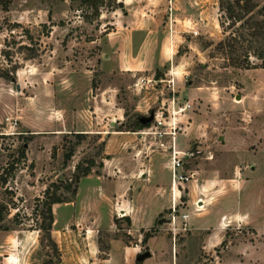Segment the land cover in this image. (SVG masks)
Masks as SVG:
<instances>
[{
	"label": "rangeland",
	"instance_id": "1",
	"mask_svg": "<svg viewBox=\"0 0 264 264\" xmlns=\"http://www.w3.org/2000/svg\"><path fill=\"white\" fill-rule=\"evenodd\" d=\"M247 2L254 7L239 21L218 0L0 4V65L9 71L0 79V264H264V56L255 54L264 53V28L248 27L264 19V0ZM124 26H152L155 42L178 43L183 70H116L108 40ZM231 35L234 50L224 45ZM167 79L174 104L188 103L176 148L199 151L185 164L195 174L175 198L174 234L168 152L130 130L169 105ZM206 85L196 96L177 91ZM64 182L47 238L42 192Z\"/></svg>",
	"mask_w": 264,
	"mask_h": 264
},
{
	"label": "crops",
	"instance_id": "2",
	"mask_svg": "<svg viewBox=\"0 0 264 264\" xmlns=\"http://www.w3.org/2000/svg\"><path fill=\"white\" fill-rule=\"evenodd\" d=\"M128 16L129 15L125 13L124 17L128 18ZM141 19L145 20L143 18ZM121 27L123 28V26ZM133 30H136V31H133ZM128 31H133V35H134V32L138 33L140 35V38L135 39V42H134L132 34L130 35ZM155 32H156V29L152 26H145L144 28L135 26L134 29L133 28L128 29L127 27L124 26V29H120V31H117V28H116L115 31H113V33H116L118 35L120 33L121 35H119V37H121V39H118V37L115 34L114 36L112 35L111 39L108 40L109 41L108 51L110 53V58H112V62H114L113 67H115L116 70L118 71H127V72L135 73V72H140L144 70L156 71L160 67H163L164 65L167 66L170 63L168 70H172L173 72L176 71L177 73L181 72L183 68L178 69L180 64H178V61H177L178 58L175 53L177 46L179 44L173 43L172 45H168L166 41L161 40V39L158 40V42L157 41L155 42ZM168 70L167 72L169 73ZM174 74L176 76V73ZM172 78H173V85H174V82L176 81L174 80V76ZM207 88H210V86L206 85L202 87L201 86L185 87L184 89H180V90L177 89V91H179V93H181L183 96L189 97L192 95L194 96L200 95L202 94L201 90H205ZM213 88H216V87H213ZM136 132L137 131L135 132L133 131L134 134ZM220 138L221 137L219 136V139ZM219 180H223V179H219ZM167 201L168 202L170 201V197L168 198ZM144 252H147V249H145ZM149 254H151V252Z\"/></svg>",
	"mask_w": 264,
	"mask_h": 264
},
{
	"label": "built area",
	"instance_id": "3",
	"mask_svg": "<svg viewBox=\"0 0 264 264\" xmlns=\"http://www.w3.org/2000/svg\"><path fill=\"white\" fill-rule=\"evenodd\" d=\"M193 34L195 32L193 31ZM155 79L154 77L152 80ZM160 79V78H159ZM158 79V80H159ZM142 80V79H141ZM157 80V79H156ZM169 79L166 80L168 90L170 93L169 105L165 109H157L152 116L151 122L144 128L137 131L138 134L149 135L150 138L159 146L165 145V150L169 156V190H170V206H169V220L171 221V227L169 228L171 233L174 234L175 226L174 219L177 217L175 211V198L179 199L181 191L184 189V184L193 179L195 171L191 168L185 167V164L199 151L198 150H182L177 149L175 145V134L180 131V117L177 113H180L188 106V103L177 106L175 102V96L172 85H168ZM165 141V142H163ZM167 141V143H166ZM166 143V144H164ZM199 199L193 202L194 207H197ZM199 205V203H198ZM200 206V205H199ZM195 207V208H196ZM199 208V207H197ZM181 219L186 218L185 214H181ZM185 223V222H182Z\"/></svg>",
	"mask_w": 264,
	"mask_h": 264
},
{
	"label": "trees",
	"instance_id": "4",
	"mask_svg": "<svg viewBox=\"0 0 264 264\" xmlns=\"http://www.w3.org/2000/svg\"><path fill=\"white\" fill-rule=\"evenodd\" d=\"M82 3H88L90 6H93L95 8V1L96 0H79ZM5 2H7V0H0V4H4L3 7L5 8ZM219 6L220 8L225 11V13L227 14L228 18H231L234 21H239L243 18L244 14L246 15L254 6L253 4H248L247 0L245 2H241L240 0H218ZM95 10V9H94ZM260 14H264V5H262L259 9L256 10V12H259ZM249 22V19L246 18V20L243 19L242 22L246 23ZM253 25L252 23H249L250 26H248L250 28V33L249 35H255V34H262V28H264V19H261L260 21H255L253 20ZM221 25V23H220ZM243 23H239L238 27L242 26ZM254 26V27H253ZM240 36H242L240 34ZM229 40H234V37L231 35L228 38H225V43L224 45H228V47H234L233 42L230 43ZM229 42V43H228ZM248 44L251 43V41H247ZM232 44V45H231ZM223 46V42L219 41L217 43V47H222ZM234 50V48H233ZM258 52L259 53H255L256 55H261L264 56L263 53V49L258 47ZM228 64L236 67V68H249V64L248 62H244V64L239 63V61H237L236 59H230L228 60ZM241 62V61H240ZM259 67L264 68V63H262V65H259ZM14 70V69H13ZM12 70V71H13ZM11 71V72H12ZM8 69L3 68L0 65V79H8L9 78V73H8ZM157 74L154 75V77L157 78ZM149 123H142L140 116H137L134 119L133 124L131 125L130 130L132 131H137L142 127L147 126ZM75 137H77L79 139V137L82 136V133H73ZM71 154V151H68L64 154V160L67 159ZM89 172V166H85L83 169L79 170L75 175H74V183L77 182L78 178L80 176H85L87 175ZM62 188L63 190H68L69 189V185L68 183L64 182V183H58L56 185H53L51 188L49 186L45 187V189L42 192V197H41V204L43 206V211H42V219H41V223L39 226V229L43 230V232H45V235L47 236V238L49 237V230H50V225L52 222V213H51V205L55 204V203H60L63 202V197L60 196L59 193H57V189ZM71 192H74V189H72ZM125 220L128 222V218H125ZM145 238H147V235H145L143 237V240H145ZM51 243L53 244V242L51 241Z\"/></svg>",
	"mask_w": 264,
	"mask_h": 264
},
{
	"label": "water",
	"instance_id": "5",
	"mask_svg": "<svg viewBox=\"0 0 264 264\" xmlns=\"http://www.w3.org/2000/svg\"><path fill=\"white\" fill-rule=\"evenodd\" d=\"M151 117H152V116H151ZM142 119H143V118H142ZM181 198H182V197H181ZM136 258H137V260H139V259L141 258V256H137Z\"/></svg>",
	"mask_w": 264,
	"mask_h": 264
},
{
	"label": "bare ground",
	"instance_id": "6",
	"mask_svg": "<svg viewBox=\"0 0 264 264\" xmlns=\"http://www.w3.org/2000/svg\"><path fill=\"white\" fill-rule=\"evenodd\" d=\"M198 201H199V200H198ZM197 207H199V208H200L201 206H199V205L197 204Z\"/></svg>",
	"mask_w": 264,
	"mask_h": 264
}]
</instances>
